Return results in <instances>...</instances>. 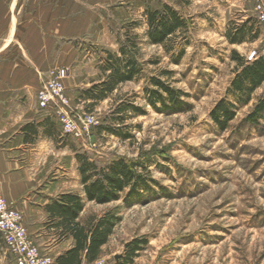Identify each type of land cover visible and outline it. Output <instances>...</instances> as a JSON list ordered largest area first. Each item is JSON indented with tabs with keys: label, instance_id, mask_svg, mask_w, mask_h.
<instances>
[{
	"label": "rangeland",
	"instance_id": "rangeland-1",
	"mask_svg": "<svg viewBox=\"0 0 264 264\" xmlns=\"http://www.w3.org/2000/svg\"><path fill=\"white\" fill-rule=\"evenodd\" d=\"M166 2L179 7L190 20L189 44L178 63L146 35L142 10ZM137 12L133 20L117 26L115 37L124 41L128 33L135 38L137 57L144 67L139 80L120 85L109 98L90 107V101L80 100L75 92L72 67L60 66L68 70L65 87L72 112L94 114L98 120L90 136H69V142L101 164L118 158L145 163L146 174L161 190L131 206L123 200L86 201L82 221L110 211L120 220L100 257L85 264H114L134 238H146L148 244L133 264H264V129L246 121L264 85L249 104L238 109L225 130L211 118L215 105L228 96L234 76L231 50L248 59L253 51L264 53L260 18L257 39L233 44L226 36L232 22L258 16L255 0H139ZM83 47H87L88 63L78 74L83 81L76 82L81 84L103 77L99 63L105 54L99 46ZM109 49L117 52L119 46ZM165 71L170 73L165 75ZM150 76H160L183 90L187 109L176 113L154 109L144 92ZM127 101L143 111L130 113L124 126L131 136L124 139L101 126L111 122L109 115L118 103ZM63 147L68 148L57 151V158L42 166V187L56 184L59 193L70 190L85 196L75 152Z\"/></svg>",
	"mask_w": 264,
	"mask_h": 264
},
{
	"label": "crops",
	"instance_id": "crops-1",
	"mask_svg": "<svg viewBox=\"0 0 264 264\" xmlns=\"http://www.w3.org/2000/svg\"><path fill=\"white\" fill-rule=\"evenodd\" d=\"M138 3L0 0V188L7 202L23 213L34 241L55 258L70 248L74 239H61L58 231L48 226L47 205L61 192L54 189L56 184L42 187L41 170L57 158V151L68 147H59L55 136L61 128L52 109L39 108L37 93L43 78L55 67L71 66L72 79L81 80L78 74L88 63L83 44L103 49L120 47L115 37L117 26L137 16ZM149 7L142 10L144 17ZM144 20L147 35L146 17ZM76 81L73 87L78 94L94 82ZM28 123L35 124L36 133L22 130ZM49 125L53 134L47 131ZM0 264H13L1 234Z\"/></svg>",
	"mask_w": 264,
	"mask_h": 264
},
{
	"label": "trees",
	"instance_id": "trees-1",
	"mask_svg": "<svg viewBox=\"0 0 264 264\" xmlns=\"http://www.w3.org/2000/svg\"><path fill=\"white\" fill-rule=\"evenodd\" d=\"M145 17L149 41L164 46L172 61L180 62L189 44V18L180 8L169 2L161 7L147 8ZM226 36L233 44L257 39L260 36L259 17L251 16L243 22H232ZM134 39L127 33L124 41L119 38V51L104 49L105 54L99 63L103 77L89 87L81 89L80 100L90 101L88 106L94 107L98 102L109 98L120 85L142 77L144 67L137 57V43ZM230 57L236 65L227 91L228 96L221 99L211 112V118L221 130L228 127L236 117L238 109L249 104L257 89L264 85V53H257L252 59H248L238 50L232 49ZM163 73L168 75L166 73L170 71ZM147 81L149 84L144 88L145 98L154 109L163 113H176L187 109L188 104L184 100L187 94L183 90L173 87L160 76H150ZM141 111L143 110L133 102H120L109 115L111 122L101 127L108 133L127 139L131 135L124 126L125 121L130 113ZM263 120L264 91L258 96L253 109L246 117L248 123L262 129ZM36 129L32 123L22 128L23 131L32 134L37 132ZM47 131L50 134L55 132L51 125ZM69 136L58 131L55 139L59 147L69 146L75 152L85 196L65 191L53 198L47 205L50 213L48 226L55 228L61 239L69 237L74 239V244L56 258L57 264H83L85 261L92 263L100 257L102 247L109 241L120 217L110 211L97 218L82 221L80 215L86 201L104 204L123 200L124 204L131 206L160 194L161 190L153 185L157 183L146 174L149 170L145 163L118 158L101 164L90 152L78 149L70 143ZM147 244L146 238L132 239L126 243L122 257L114 264H133Z\"/></svg>",
	"mask_w": 264,
	"mask_h": 264
},
{
	"label": "built area",
	"instance_id": "built-area-1",
	"mask_svg": "<svg viewBox=\"0 0 264 264\" xmlns=\"http://www.w3.org/2000/svg\"><path fill=\"white\" fill-rule=\"evenodd\" d=\"M258 16L264 21L263 0H255ZM256 51L250 53L252 59ZM68 70L52 68L43 78L37 93L42 110H53V116L64 135L85 139L92 134L98 120L94 114L80 115L72 112L66 93L65 78ZM0 234L11 255L13 264H57L56 258L43 251L28 232L23 213L5 199L0 188Z\"/></svg>",
	"mask_w": 264,
	"mask_h": 264
}]
</instances>
